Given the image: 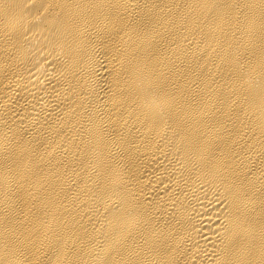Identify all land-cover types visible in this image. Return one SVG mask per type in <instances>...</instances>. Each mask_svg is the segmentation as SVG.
Wrapping results in <instances>:
<instances>
[{
  "label": "bare ground",
  "instance_id": "6f19581e",
  "mask_svg": "<svg viewBox=\"0 0 264 264\" xmlns=\"http://www.w3.org/2000/svg\"><path fill=\"white\" fill-rule=\"evenodd\" d=\"M0 264H264V0H0Z\"/></svg>",
  "mask_w": 264,
  "mask_h": 264
}]
</instances>
